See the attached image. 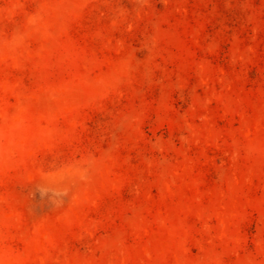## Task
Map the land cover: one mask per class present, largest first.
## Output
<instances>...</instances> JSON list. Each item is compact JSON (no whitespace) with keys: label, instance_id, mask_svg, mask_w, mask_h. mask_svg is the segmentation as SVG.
Returning a JSON list of instances; mask_svg holds the SVG:
<instances>
[{"label":"rangeland","instance_id":"374dc122","mask_svg":"<svg viewBox=\"0 0 264 264\" xmlns=\"http://www.w3.org/2000/svg\"><path fill=\"white\" fill-rule=\"evenodd\" d=\"M0 264H264V0H0Z\"/></svg>","mask_w":264,"mask_h":264}]
</instances>
